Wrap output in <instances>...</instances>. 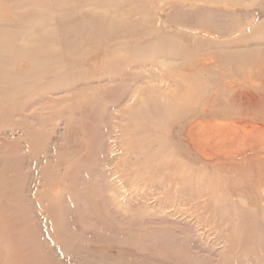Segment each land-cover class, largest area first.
I'll return each mask as SVG.
<instances>
[{"label":"rangeland","instance_id":"obj_1","mask_svg":"<svg viewBox=\"0 0 264 264\" xmlns=\"http://www.w3.org/2000/svg\"><path fill=\"white\" fill-rule=\"evenodd\" d=\"M0 264H264V0H0Z\"/></svg>","mask_w":264,"mask_h":264},{"label":"bare ground","instance_id":"obj_2","mask_svg":"<svg viewBox=\"0 0 264 264\" xmlns=\"http://www.w3.org/2000/svg\"><path fill=\"white\" fill-rule=\"evenodd\" d=\"M250 96H251V95H250ZM244 98H245V97H244ZM251 98H252V97H251ZM242 104H243V102H242ZM244 107H245V106H244ZM229 133H234V134L237 135L239 132H232V131H231V132H229Z\"/></svg>","mask_w":264,"mask_h":264}]
</instances>
